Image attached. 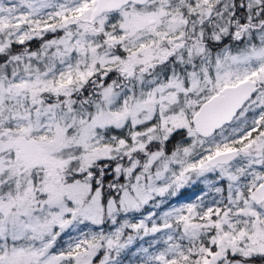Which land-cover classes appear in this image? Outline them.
<instances>
[{"label": "snow or ice", "instance_id": "6c2138e0", "mask_svg": "<svg viewBox=\"0 0 264 264\" xmlns=\"http://www.w3.org/2000/svg\"><path fill=\"white\" fill-rule=\"evenodd\" d=\"M0 264H264V0H0Z\"/></svg>", "mask_w": 264, "mask_h": 264}, {"label": "rangeland", "instance_id": "374dc122", "mask_svg": "<svg viewBox=\"0 0 264 264\" xmlns=\"http://www.w3.org/2000/svg\"><path fill=\"white\" fill-rule=\"evenodd\" d=\"M180 202H184V201H183V198H181Z\"/></svg>", "mask_w": 264, "mask_h": 264}]
</instances>
